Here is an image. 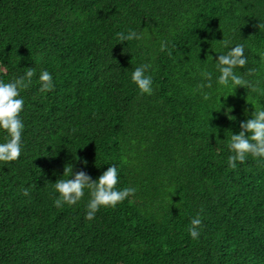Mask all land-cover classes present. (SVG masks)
Here are the masks:
<instances>
[{
    "label": "trees",
    "instance_id": "1",
    "mask_svg": "<svg viewBox=\"0 0 264 264\" xmlns=\"http://www.w3.org/2000/svg\"><path fill=\"white\" fill-rule=\"evenodd\" d=\"M259 23L264 0H0V81L35 70L20 93L21 156L0 162V264H264V160L228 165L231 135L264 110ZM130 31L143 38L121 42ZM237 44L236 72L259 92L217 83L216 60ZM143 64L151 96L131 80ZM67 164L93 180L114 165L117 188L136 193L92 220L87 189L57 208Z\"/></svg>",
    "mask_w": 264,
    "mask_h": 264
},
{
    "label": "clouds",
    "instance_id": "2",
    "mask_svg": "<svg viewBox=\"0 0 264 264\" xmlns=\"http://www.w3.org/2000/svg\"><path fill=\"white\" fill-rule=\"evenodd\" d=\"M259 29H264V23H259ZM121 42L140 40L143 37L135 31H130L127 35L118 34ZM224 48H228L231 43L229 40L221 41ZM166 42H161V51L166 49ZM245 48L241 44L230 48L226 53L220 54L216 60V67L220 75L217 83L223 88L236 89L242 87L251 92H259L260 89L244 76L237 74L236 69L244 68L247 64L245 57ZM261 62H264V53L260 54ZM151 65L143 64L136 67L132 72L131 80L138 87L141 95H153V81L150 75H146ZM255 72V69H249L248 75ZM35 70L29 68L26 73L5 83L0 81V130L7 133L6 142L0 143V162L8 164L17 161L22 153V132L24 124L20 119V113L23 111L24 100L20 97L22 90H26L32 84V78ZM201 76L207 81L197 85L196 91H200L205 100L210 98V93L204 92V88H212V73L202 71ZM40 91L49 92L54 89L52 75L48 71H42L39 75ZM241 131L238 134H232L228 147L232 153L228 157V165L235 170L237 162L244 163L251 156L253 159L264 160V110L258 109L253 116L240 123ZM85 165L87 161H82ZM64 179H57L54 183V190L59 194L54 200L57 208L64 204L69 206L77 204L88 190L90 199L87 203L85 219H94L96 213L101 208L115 209L120 203L134 196L136 188L125 187L122 190L117 188L119 184L118 169L111 165L98 178L93 180L85 171H73L72 165H65L63 171ZM28 189L23 190V195L28 196ZM188 229L193 239H198L202 220L199 216L193 218Z\"/></svg>",
    "mask_w": 264,
    "mask_h": 264
}]
</instances>
